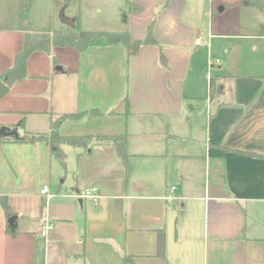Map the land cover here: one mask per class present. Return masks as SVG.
I'll list each match as a JSON object with an SVG mask.
<instances>
[{"label": "crops", "instance_id": "1", "mask_svg": "<svg viewBox=\"0 0 264 264\" xmlns=\"http://www.w3.org/2000/svg\"><path fill=\"white\" fill-rule=\"evenodd\" d=\"M160 2L140 33L128 28L131 39L150 29L156 44L130 56L105 37L81 52L34 51L0 99V127L18 136L82 112L61 122L62 135H126L128 155L63 144L61 161L42 141L2 136L0 194L13 221L0 206V264H264V157L252 155H264V74L234 72L227 56L210 98L193 2ZM16 18L0 25V72L23 47ZM90 188L96 200L82 194Z\"/></svg>", "mask_w": 264, "mask_h": 264}, {"label": "rangeland", "instance_id": "2", "mask_svg": "<svg viewBox=\"0 0 264 264\" xmlns=\"http://www.w3.org/2000/svg\"><path fill=\"white\" fill-rule=\"evenodd\" d=\"M161 0H31L25 22L41 34L64 30L67 25L62 15L74 20L78 30L128 31L135 34L142 28L144 18L151 15V22L160 11ZM193 2V21L199 27L204 44L199 46L207 63L204 73L215 75L217 66L231 60V70L240 74H264V38L259 37L264 22V0H189ZM253 1L255 5L249 4ZM27 0H0V25L17 17L19 27L21 11ZM257 4V5H256ZM223 6V9H219ZM139 8V10H138ZM126 11L128 22L121 13ZM134 11V12H130ZM208 12V14H207ZM62 13V15H61ZM131 13V14H130ZM130 14V15H129ZM140 33V32H138Z\"/></svg>", "mask_w": 264, "mask_h": 264}, {"label": "trees", "instance_id": "3", "mask_svg": "<svg viewBox=\"0 0 264 264\" xmlns=\"http://www.w3.org/2000/svg\"><path fill=\"white\" fill-rule=\"evenodd\" d=\"M249 4L255 5L253 1ZM31 5V0H27L24 5V10L21 11V18L19 20V28L24 31V42L20 52H18L13 59L12 64L0 72V99L8 92L11 85L26 77V62L30 54L34 51L50 52L53 46H71L77 51L81 52L85 50L88 45L93 43L99 37H105L108 43H122L126 49V55L130 56L137 52L138 48L142 44H156L157 41L154 38L151 30L149 29L146 36L143 39H131L128 31H102V30H76L73 27L67 26L64 30H55L51 34L37 35L36 32L31 31L28 22H25V13L28 11ZM257 5V4H256ZM121 19L123 22H127L128 15L124 10L121 13ZM262 33H264V22L262 24ZM162 61H165V57L161 54ZM56 63V61H55ZM229 75V74H228ZM218 76L210 74L208 77V93L211 98L214 93L220 91V84L217 81ZM88 112L98 113L97 109H91ZM83 113H64L57 116L50 121V131L48 133H29L24 132L18 137H14L15 140L34 143L42 141L46 143L52 155L60 159H64V152L61 145L67 144L77 147H87L90 144H102L114 145L120 156L127 161L126 153V135H62L59 131L60 124L65 119L79 118ZM22 121L18 124L21 126ZM3 137H0L2 140ZM254 156L264 157L262 154L252 153ZM0 206L2 207L6 217H10L11 213L8 210V200L5 194H0ZM165 252V234L162 229L157 231V255L164 256ZM125 263L135 264L132 256L124 257Z\"/></svg>", "mask_w": 264, "mask_h": 264}, {"label": "built area", "instance_id": "4", "mask_svg": "<svg viewBox=\"0 0 264 264\" xmlns=\"http://www.w3.org/2000/svg\"><path fill=\"white\" fill-rule=\"evenodd\" d=\"M198 42H199V39H198ZM172 189H173V187H172ZM39 192L41 194H47V192H48V186L46 184H44L40 188ZM82 194H84L85 196L91 197L93 200H96L98 198V196H99V193H98V191H97L96 188L86 189V190L83 191ZM49 227H50V222H48V221L45 222V224L43 226V230H42V235L43 236H46L47 235V231H48Z\"/></svg>", "mask_w": 264, "mask_h": 264}, {"label": "water", "instance_id": "5", "mask_svg": "<svg viewBox=\"0 0 264 264\" xmlns=\"http://www.w3.org/2000/svg\"><path fill=\"white\" fill-rule=\"evenodd\" d=\"M219 9H223V6H220ZM62 15V13H61ZM62 21L64 22V24H66L67 26L69 27H73L74 26V20L72 18H67V17H64L62 15ZM2 136H13V137H18V132L16 129H11V130H8L7 128H5L4 126H1L0 127V137ZM8 221L10 223H12L13 221V216H10L8 218Z\"/></svg>", "mask_w": 264, "mask_h": 264}]
</instances>
